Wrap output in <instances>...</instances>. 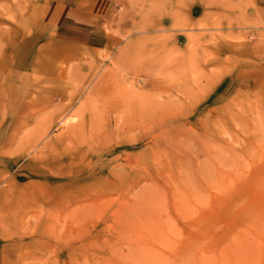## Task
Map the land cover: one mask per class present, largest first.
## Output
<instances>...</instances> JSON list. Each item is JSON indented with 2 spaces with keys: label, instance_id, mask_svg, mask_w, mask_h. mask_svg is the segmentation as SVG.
Here are the masks:
<instances>
[{
  "label": "rangeland",
  "instance_id": "obj_1",
  "mask_svg": "<svg viewBox=\"0 0 264 264\" xmlns=\"http://www.w3.org/2000/svg\"><path fill=\"white\" fill-rule=\"evenodd\" d=\"M28 8L0 0L5 264H264V0H129L34 47Z\"/></svg>",
  "mask_w": 264,
  "mask_h": 264
},
{
  "label": "crops",
  "instance_id": "obj_2",
  "mask_svg": "<svg viewBox=\"0 0 264 264\" xmlns=\"http://www.w3.org/2000/svg\"><path fill=\"white\" fill-rule=\"evenodd\" d=\"M129 0H25L30 8L26 11L37 12L39 25L32 28L30 43L38 44L41 30H58L64 39L75 34L85 37L83 42L98 44L102 35L103 20L112 16L118 7L128 4ZM39 26V27H38ZM101 28V29H100ZM101 30V31H100ZM100 36V37H99ZM70 40V41H71ZM10 42H15L12 39ZM74 42V41H71ZM34 47V46H33ZM30 61V65H31ZM5 249L0 243V264H5Z\"/></svg>",
  "mask_w": 264,
  "mask_h": 264
}]
</instances>
